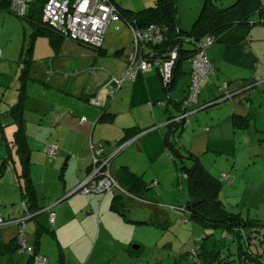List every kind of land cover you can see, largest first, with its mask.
<instances>
[{"label": "crops", "instance_id": "obj_1", "mask_svg": "<svg viewBox=\"0 0 264 264\" xmlns=\"http://www.w3.org/2000/svg\"><path fill=\"white\" fill-rule=\"evenodd\" d=\"M113 2L122 9L138 12L153 6L155 0ZM260 2L261 11L251 18V26L235 28L206 50L215 75L204 85L203 92H200L196 106L200 111L203 105L221 96L219 86L222 83H227V91L231 93L239 91L249 83L250 87L255 86V91L264 84V0ZM200 5L196 2L194 10L189 14L191 20L178 13L181 30L190 29ZM27 22L30 34L20 51L19 63L22 71L18 77L16 96L11 104H5L7 108L1 110L0 107V162L6 156L10 161L0 177V216L4 220L16 221L24 215L21 207V187L24 181L21 178L20 156L13 144L18 125L9 112L22 96L21 125L27 136L30 159L28 176L35 193L34 208L42 209L36 213V217L27 221L26 240L32 245L39 233L38 253L47 260V264V255H50V261L54 264L55 253L45 250L41 242L43 235H48L57 244V258L60 262L62 260L66 264L67 253L68 259L72 257L75 263L80 264L88 254L91 241L98 231L100 233L106 204L111 212L112 198L111 195L106 197V193L96 194L102 196L101 200L98 197L86 200L78 206L79 210L71 200L64 202L74 195L72 193L90 170V145H102L107 154L126 136L128 140L124 143L130 144L122 152L128 147H134L131 150L138 153L155 151L163 156L164 139L168 131L167 118L177 116L180 108H176L172 102L178 101L172 98V102L165 100L166 103L162 104L166 98L156 69L148 73L139 72L133 81H124L113 99L106 96L108 91L113 90L109 78L123 79L129 61L135 54L130 30L123 20L111 22L100 50L51 34L40 27L38 22L34 23L30 19ZM187 63L189 64L188 61ZM91 68L96 69L94 74L88 72ZM179 72L187 90L190 64L185 67L182 63ZM101 91L103 107L92 106L89 100ZM248 95L249 93L235 95L228 101L229 104L213 110V135L216 138H231L235 142L236 152L243 151L250 143L248 127L251 122L256 124L258 121V111L252 108L253 95ZM247 99L249 104H244ZM194 109L196 108L193 107ZM233 116L248 118L249 126L244 130L234 128ZM130 130L132 131L129 132ZM204 131L208 132V128H204ZM185 134L186 131L183 130L177 136L178 147L183 153L196 154L193 148L186 145L183 138ZM50 146L56 148L51 156L47 153ZM233 168L226 167L225 172L220 174L229 176V182H225L227 185L235 184L237 187L236 183L242 178V173H235L236 169ZM136 175L141 174L137 172ZM140 177L144 181L143 175ZM114 179L119 185L117 179ZM156 185L157 182H151V186ZM122 191L126 193L123 188ZM44 213L48 217L50 229L47 228L46 217L42 216ZM257 218L259 214L247 215V219L258 221ZM89 221L92 225L90 230L85 228V223ZM262 232L263 229L260 230ZM99 233L96 240L99 239ZM16 234L15 223L0 228V244H7ZM257 234L259 232L253 236ZM253 236L245 233L246 238L253 239ZM140 248L139 246V250ZM16 254L22 255V252L0 254V264L1 261L17 264ZM57 263L59 264L58 260Z\"/></svg>", "mask_w": 264, "mask_h": 264}, {"label": "rangeland", "instance_id": "obj_2", "mask_svg": "<svg viewBox=\"0 0 264 264\" xmlns=\"http://www.w3.org/2000/svg\"><path fill=\"white\" fill-rule=\"evenodd\" d=\"M235 1L217 0V4L219 7L225 8ZM196 2L201 5L196 17L190 24V28L196 20L204 0L176 1L177 18L179 13L183 17H188V20L192 18L189 14L194 10ZM29 34L30 28L26 19L16 17L7 9L0 10L1 110L7 108L5 104H11L10 102L16 96V89L19 86L18 77L22 71L19 63L20 51L23 43L25 44L28 41ZM23 52L22 58H24ZM183 64L185 67L189 65L186 60L183 61ZM184 84L185 81L181 78L175 90L170 93V98L181 101L186 92ZM250 84L245 85V88ZM204 87L203 85L201 88L202 92ZM250 88L248 91L236 95L242 96L246 93L253 95L252 108L258 111L257 123L251 122L250 127H248L250 143L243 151L236 152L235 142L231 138H216L211 130L212 116L215 113L213 110L229 104V100L221 105L217 104L201 111L200 108L196 107L197 105H194L196 112L190 116V123L184 128L186 134L183 138L186 145L193 148L196 153L191 156L197 159L215 178L220 179V173L225 172L226 167L231 169V166L234 167V170L236 169V171L233 170L235 173H242V178L236 183L237 187H235V184L229 186L225 181L221 182L222 188L219 200L223 209L231 214L240 213L244 221L247 220L249 213L255 216L259 214L257 219L261 221L260 224H264V84L259 86L257 91H255V86ZM249 90H252L251 92L255 91L256 94L250 93ZM204 128H208V132H205ZM132 148L134 147L126 148L113 160L110 172L125 190L132 188L133 180L130 175L125 173L124 167H127L129 173L133 175L137 172L143 175L146 187L141 188L137 195L148 200L151 205L138 204L122 192L120 188H113L107 192L105 196L111 195L110 198L114 195H121L123 208L120 209L126 215V219L120 214L108 211L109 205L106 204L104 216L102 217L104 223L101 226L100 233L98 231L96 237L92 241L90 239L92 242L90 249L80 264H174L175 261H180L183 255L192 252L199 245L207 247L209 251H222L226 258L221 264H238L239 245L233 238V234L224 230L202 227L190 220V214L186 210L190 199V191L188 182L183 177L180 159L175 157L174 163L172 158L165 152L164 147L163 152L166 156L158 155L155 151L138 153L131 150ZM218 151L222 153L220 154ZM165 159L167 162H165ZM184 165L190 168L192 163L185 160ZM152 181L157 182V185L151 186ZM92 197L102 199V196L96 194L83 195L75 193L64 202L71 200L79 210L78 206ZM87 211L88 209L85 210V212ZM42 216L46 217L47 222L46 213ZM47 228H51L48 222ZM85 228H88V230L92 228L90 221L87 224L85 223ZM249 230L246 229L245 233L248 236H253L255 232ZM258 232L259 235L257 234L255 237L253 236V239H249L250 249L252 255L259 252L260 257H262L261 260L264 262V245L258 242L263 232ZM98 233L100 236L96 240ZM41 242L45 250L55 253L54 264H58L57 260L58 262L60 260L57 258L59 255L57 254L56 242L48 235H43ZM132 245H139L141 248L137 252H132L130 251ZM241 245L242 249L246 251L245 234L242 235ZM198 253H200V250ZM47 256L49 264H53L50 261L51 256ZM16 257L17 264H27L28 255L26 253L16 254ZM79 258H82V256H79ZM65 262L66 264H77L72 257L68 259L67 253ZM1 263L6 264L5 261H1ZM180 264L190 263L182 261Z\"/></svg>", "mask_w": 264, "mask_h": 264}, {"label": "trees", "instance_id": "obj_3", "mask_svg": "<svg viewBox=\"0 0 264 264\" xmlns=\"http://www.w3.org/2000/svg\"><path fill=\"white\" fill-rule=\"evenodd\" d=\"M10 1L11 0H0V10L7 9L10 13H12L9 9ZM46 1L47 0H34L27 7L26 10L27 13H25L24 16L19 18H23L26 20L30 19V21H33L34 23L38 22L40 27L46 29L51 34L58 36L50 28H48V26L45 25L42 21V10ZM176 1L177 0H155L153 6L145 8L138 12L122 9L114 3L119 14V19L123 20L127 26H133L134 28L137 29H146L150 26H156L160 28L161 33L164 37L163 41L158 45L149 47L150 50L153 51L158 58H161L164 54L168 53L174 48L178 49V59L173 66L172 80L169 84L166 85L163 84L159 70L156 69L160 77V81L163 86V91L165 93V98H166L164 99V101H162V104L166 103L167 101L172 102L170 100L169 93L173 91L175 85L177 84V82L179 81L182 75L179 72L180 67L184 60L188 61L190 64L191 58L197 52V48H196L197 43L203 42L204 39L210 36L213 37L214 39L213 44H215L217 42H220L229 32H231L235 28L251 26L252 25L251 18L256 13H259L262 8L260 0H236L230 6L225 8L219 7L217 4V0H204V3L202 4L199 10V14L196 20L193 22L190 30L184 31L179 28V21L176 14ZM185 39H189L188 42H186ZM213 75H215V69ZM190 76H191V65H190V73H189V84L185 96L181 101L172 102L174 103L177 109L180 108V112L183 102L188 98L189 95ZM221 85L219 86V91ZM220 92L222 96L223 91ZM221 96L214 99L213 102L211 101V103L205 106L203 105L202 106L203 109L201 108V110L217 105L215 103L219 101ZM198 100H199V96L197 102L194 105L198 104ZM21 101H22V96H20L18 102L10 108L9 112H11L12 119L18 125L17 132L14 134L13 144L17 147V151L20 156L21 178L24 181L21 187V192H22L21 203L22 202L26 203L27 211L30 214H32L31 218H34L36 217L35 216L36 213H39V211H41L42 209L34 208L35 193L32 182L30 181L28 176L29 168H30V159H29V149L27 146V138H26L27 136L24 133L23 126L21 125V123L23 122L22 119L23 108L21 109ZM248 101L249 100L247 99L245 103L249 104ZM194 105H192L191 108H189V110L195 111V109L193 110ZM194 113L195 112H193L191 115H193ZM190 116L188 117V123H177L172 121L173 118H175V116L168 117L167 118L168 131L164 139L165 152L172 158L174 163H175V157H178L180 159L181 169L183 170V177L185 178V180H187L189 185L190 199L187 203L186 210L190 214V220H192L193 222H195L196 224L202 227L224 230L230 234H233V238L235 239V241L238 242L239 245L238 247L239 252L237 255L238 264H244V263L264 264V262H262L261 260L262 257H260L261 255L259 254V252L258 254L252 255L253 254L252 251L249 250V247L251 245L249 240L250 238L245 237L247 250L244 251L241 247L242 235L245 234V230L250 229L249 231H254L255 233H257L258 231L264 229V224H260L259 221H255L253 219L252 220L247 219L246 221H244L240 216V214L227 213L223 209L222 203L219 200V194L222 188L221 182L222 181L229 182L228 175H226V177L228 178L226 180L224 178L225 175H221L220 179L215 178L209 173L208 170H206L198 162L197 159L191 156L192 155L191 153H183L181 152V149L178 147L177 136L184 130L185 126L189 125ZM249 122L250 120L245 117H240V116L232 117L233 127L239 130L246 129L249 126ZM131 131L132 130H130L129 132ZM127 140L128 139L125 136V138H123L119 143H117V145L114 148L121 146ZM185 160L191 161L192 165L190 168L184 165ZM9 164H10L9 158L8 156H6V158L0 162V177L4 174ZM90 167H91V162H90ZM123 170L125 171V173H127V175H130L133 180V184H132L133 186L130 190H126V195L129 196L138 204L149 205L150 202L148 200L142 198V196L137 195V192L141 188L146 187V183L142 180L140 176L129 173V170L126 167H124ZM120 189L122 191L121 187ZM120 208H123L121 195H114L111 199L110 210L113 213L120 214L126 219V215H124V213L121 211ZM4 221L10 222L8 220H4ZM5 226L7 225L0 226V228ZM18 231H19V227L17 226V234L15 238H13L7 244H0V254H3L4 252H9V253L20 252V247L17 242ZM25 233H26V228H25ZM261 236L262 237L259 238L258 242L260 244L263 243L264 245V234H261ZM38 242H39V233L36 236L35 242H33L32 245H29V243L27 242L28 245L32 247L33 255L35 256H41L37 250ZM194 250L196 252L197 263L199 264H221V262L226 258V256H224L225 254L222 251L220 252H215L214 250L209 251L205 246L199 245ZM199 250L200 253H198ZM190 254L191 252L186 253L181 257L180 261H175L174 264H180L182 261H188L190 264H197L194 261V259L190 257ZM32 263H33V256L28 255L27 264H32ZM59 264H64V262H62L61 260Z\"/></svg>", "mask_w": 264, "mask_h": 264}, {"label": "built area", "instance_id": "obj_4", "mask_svg": "<svg viewBox=\"0 0 264 264\" xmlns=\"http://www.w3.org/2000/svg\"><path fill=\"white\" fill-rule=\"evenodd\" d=\"M33 1L11 0L9 9L16 16L22 17L25 15L27 7ZM117 19H119V14L113 0H47L42 10L43 23L55 34L61 38L95 50L103 48L109 26L112 21ZM127 27L132 36L135 54L129 61L123 79L109 78V84L113 85V90L108 91L106 96L110 99L114 98L124 81H133L139 72L148 73L154 69H158L163 84H169L172 80L173 66L178 59L177 48L164 54L161 58H158L151 50L146 51L149 47L158 45L163 41L164 37L160 28L156 26H150L146 29H137L133 26ZM185 40L188 42L189 39ZM213 43V37L209 36L203 42L196 44L197 52L190 60L191 76L189 95L181 106V112L172 121L188 123V117L195 112L189 110V108L197 102L201 86L207 83L214 74L213 66L206 54V49L212 46ZM95 71V68H91L88 72L94 74ZM227 88V83L221 85L220 91H223L222 96L215 104L226 102L233 96L238 95V93L251 89L248 86L247 88L243 87L235 93H231L227 92ZM101 93L102 91L89 100L92 106L98 108L103 107L104 100L100 98L102 96ZM244 104L246 103L244 102ZM82 122H85V119H82ZM129 144L124 143L107 154L102 145H90V171L74 192L83 195L105 194L113 188H120L111 175L110 167L113 160ZM55 150L56 148L54 146H50L48 148V154L53 155ZM21 207L24 211L23 217L13 222H6L0 217V226L15 223L19 227L17 242L20 247V252L33 256L32 264H47L46 259L33 255V249L26 241V223L32 217V214L27 211L25 202L21 203ZM50 220L52 221V217ZM190 257L197 263L195 250L191 252Z\"/></svg>", "mask_w": 264, "mask_h": 264}, {"label": "water", "instance_id": "obj_5", "mask_svg": "<svg viewBox=\"0 0 264 264\" xmlns=\"http://www.w3.org/2000/svg\"><path fill=\"white\" fill-rule=\"evenodd\" d=\"M72 194H75V192H73ZM132 250L133 251H138L139 250V245H132Z\"/></svg>", "mask_w": 264, "mask_h": 264}, {"label": "bare ground", "instance_id": "obj_6", "mask_svg": "<svg viewBox=\"0 0 264 264\" xmlns=\"http://www.w3.org/2000/svg\"><path fill=\"white\" fill-rule=\"evenodd\" d=\"M116 181V180H115Z\"/></svg>", "mask_w": 264, "mask_h": 264}]
</instances>
